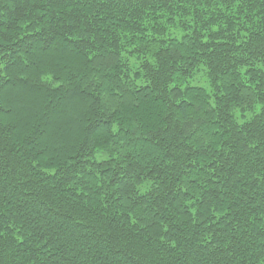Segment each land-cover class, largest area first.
I'll return each instance as SVG.
<instances>
[{
  "label": "trees",
  "instance_id": "16d2710c",
  "mask_svg": "<svg viewBox=\"0 0 264 264\" xmlns=\"http://www.w3.org/2000/svg\"><path fill=\"white\" fill-rule=\"evenodd\" d=\"M0 264H264V0H0Z\"/></svg>",
  "mask_w": 264,
  "mask_h": 264
}]
</instances>
